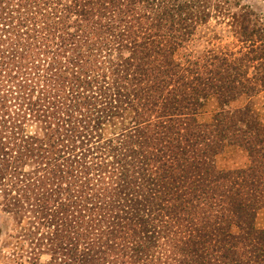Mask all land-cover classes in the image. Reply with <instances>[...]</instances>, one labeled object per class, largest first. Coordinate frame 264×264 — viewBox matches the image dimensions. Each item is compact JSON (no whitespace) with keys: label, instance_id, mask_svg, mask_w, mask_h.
Instances as JSON below:
<instances>
[{"label":"trees","instance_id":"trees-1","mask_svg":"<svg viewBox=\"0 0 264 264\" xmlns=\"http://www.w3.org/2000/svg\"><path fill=\"white\" fill-rule=\"evenodd\" d=\"M238 1L0 0V195L63 264H264V135L227 108L264 89V20ZM215 17L241 48L180 56ZM234 144L250 165L218 170Z\"/></svg>","mask_w":264,"mask_h":264},{"label":"rangeland","instance_id":"rangeland-1","mask_svg":"<svg viewBox=\"0 0 264 264\" xmlns=\"http://www.w3.org/2000/svg\"><path fill=\"white\" fill-rule=\"evenodd\" d=\"M238 4L240 7L246 6L251 13L264 20V0H239ZM240 7L235 6L232 11H239ZM230 30L226 19L211 18L195 30V34L184 49L179 51V55L199 56L203 51L214 48L236 51L242 45ZM227 108L232 111L248 108L259 122L261 135H264V89L251 97H238L231 101ZM218 110L216 97L209 96L196 120L202 124L210 123ZM128 116L129 113L123 120L118 119L107 124L103 130L104 137L109 138L119 133L127 126ZM240 116L241 114L238 118ZM214 163L218 170L228 171L248 167L250 158L243 147L236 144L225 145L218 150ZM4 203L0 195V264H63L59 258H63L64 252L54 249L61 243L60 237L55 236L53 222L48 218L47 213L40 212L35 207H27L14 215L7 212ZM253 224L257 229H264V208L256 212Z\"/></svg>","mask_w":264,"mask_h":264}]
</instances>
